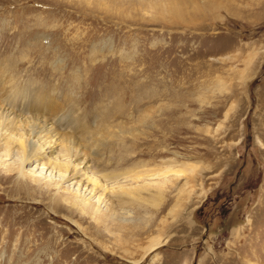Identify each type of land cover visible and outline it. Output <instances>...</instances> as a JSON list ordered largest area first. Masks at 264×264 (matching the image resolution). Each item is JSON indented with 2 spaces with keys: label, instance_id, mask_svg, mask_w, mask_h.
Segmentation results:
<instances>
[{
  "label": "rangeland",
  "instance_id": "obj_1",
  "mask_svg": "<svg viewBox=\"0 0 264 264\" xmlns=\"http://www.w3.org/2000/svg\"><path fill=\"white\" fill-rule=\"evenodd\" d=\"M0 112V264H264V0H0Z\"/></svg>",
  "mask_w": 264,
  "mask_h": 264
},
{
  "label": "bare ground",
  "instance_id": "obj_2",
  "mask_svg": "<svg viewBox=\"0 0 264 264\" xmlns=\"http://www.w3.org/2000/svg\"><path fill=\"white\" fill-rule=\"evenodd\" d=\"M4 117L7 118V116H5L3 114V112H0V120L7 121V119H5ZM46 135H48V133H46V131L44 129L40 128L39 130L37 129V130L31 131L30 140H29V142L27 144H25V142L22 139H19L18 141L14 142L12 144L14 145L15 143H17V145L19 146V149L26 153V155H25L26 156L25 157L26 161L25 162L28 164V163L32 162L33 160L37 159L40 156V155L38 156L37 154H34V149L33 148H34L36 142L35 141L32 142L31 139L39 140L41 137L46 136ZM10 144H11V142H10ZM70 157L72 159H74V160H79L80 154L79 153L78 154L75 153V154H73ZM80 164L83 165V168H84V166H86L88 163H87V161L85 159ZM44 166H48L47 168L45 167L47 170L50 169L49 167L52 168L51 163H47ZM55 168H57V167H55ZM76 170H75L74 174H72L71 171H73V170H70L68 165H66L65 167H61L59 169V176H60V180L59 181L60 182H65V181L71 180L73 177H77V175H78V173H80V171H78V170L76 171ZM53 171H54V169H53ZM56 173H58V172H56ZM89 180L86 181V184H88V185H86V189L85 190H83V187L81 189L80 185H78L79 187L76 190H73V192H72L73 195H75L77 201L81 200L84 203L91 204L93 202L94 204L102 205V203L105 202V199L107 197H104V194L99 195V193L101 191L100 187L97 185V183H94L93 181H91V179H89ZM112 183H116V182H111V184ZM118 188L120 189V187H118ZM106 191L107 190H104V193ZM144 191L151 193L152 189L150 187H142V188H137V189L136 188L135 189L132 188L131 189L129 187L127 188V187L121 186V192H120L119 195H120V198L123 199L124 201H130L131 200L133 202L140 203L141 205L150 206V207H155L157 205V203H160V200L163 199L162 198V193H160V192L152 195L153 196L152 198L144 197V195H143ZM94 200H96V201H94ZM123 200H121V201H123ZM128 204H129V202H128ZM129 205H131V204H129ZM78 206H79V204H78ZM98 208H100V207H98ZM102 213H103V211H102ZM158 245L159 244H157V243L153 244L146 253H148L152 249L158 247Z\"/></svg>",
  "mask_w": 264,
  "mask_h": 264
}]
</instances>
